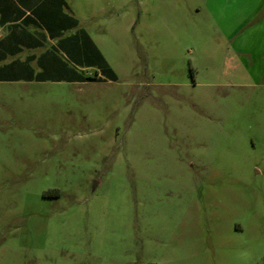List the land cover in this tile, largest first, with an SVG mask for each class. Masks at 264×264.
Wrapping results in <instances>:
<instances>
[{
    "label": "rangeland",
    "instance_id": "1",
    "mask_svg": "<svg viewBox=\"0 0 264 264\" xmlns=\"http://www.w3.org/2000/svg\"><path fill=\"white\" fill-rule=\"evenodd\" d=\"M62 1L87 43L0 82V264H264V0Z\"/></svg>",
    "mask_w": 264,
    "mask_h": 264
},
{
    "label": "crops",
    "instance_id": "2",
    "mask_svg": "<svg viewBox=\"0 0 264 264\" xmlns=\"http://www.w3.org/2000/svg\"><path fill=\"white\" fill-rule=\"evenodd\" d=\"M66 8L62 0H0V82L55 77L65 69L57 49L87 43L76 27L69 29Z\"/></svg>",
    "mask_w": 264,
    "mask_h": 264
},
{
    "label": "trees",
    "instance_id": "3",
    "mask_svg": "<svg viewBox=\"0 0 264 264\" xmlns=\"http://www.w3.org/2000/svg\"><path fill=\"white\" fill-rule=\"evenodd\" d=\"M69 20H71L72 21V23H75V19H73V18H71V17H69ZM98 55V54H97ZM98 57H100L99 55H98Z\"/></svg>",
    "mask_w": 264,
    "mask_h": 264
}]
</instances>
